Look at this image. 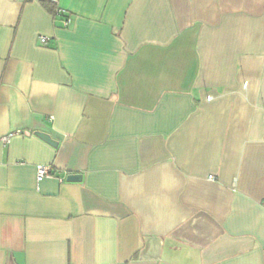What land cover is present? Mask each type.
Here are the masks:
<instances>
[{
    "label": "crops",
    "instance_id": "0c3cea01",
    "mask_svg": "<svg viewBox=\"0 0 264 264\" xmlns=\"http://www.w3.org/2000/svg\"><path fill=\"white\" fill-rule=\"evenodd\" d=\"M57 1L0 0V264H264V0Z\"/></svg>",
    "mask_w": 264,
    "mask_h": 264
},
{
    "label": "built area",
    "instance_id": "2783aa9c",
    "mask_svg": "<svg viewBox=\"0 0 264 264\" xmlns=\"http://www.w3.org/2000/svg\"><path fill=\"white\" fill-rule=\"evenodd\" d=\"M51 2L57 4L58 1L57 0H51ZM57 13H58V15H62L63 17H66L67 18V16H66L67 14H66L65 11H63L61 9H58ZM69 22H70L69 19H67L65 21V25L66 26L69 25ZM38 39H39V43L41 45L46 46L48 44L49 38H47L45 36H39ZM11 137H12V135L7 136V137H4L3 138V142L5 144H8L10 142V138ZM49 175H50V172H49V170L46 167H42V166L38 167V178L39 179H42L43 177H48ZM209 179L211 181H214L215 180L214 177H209Z\"/></svg>",
    "mask_w": 264,
    "mask_h": 264
},
{
    "label": "water",
    "instance_id": "95a60500",
    "mask_svg": "<svg viewBox=\"0 0 264 264\" xmlns=\"http://www.w3.org/2000/svg\"><path fill=\"white\" fill-rule=\"evenodd\" d=\"M41 139L44 141L48 142L51 145L56 146V143L53 141V139L46 134H37ZM68 183H78L82 181V176L81 175H69L66 179Z\"/></svg>",
    "mask_w": 264,
    "mask_h": 264
},
{
    "label": "trees",
    "instance_id": "16d2710c",
    "mask_svg": "<svg viewBox=\"0 0 264 264\" xmlns=\"http://www.w3.org/2000/svg\"><path fill=\"white\" fill-rule=\"evenodd\" d=\"M41 2L47 3V2H51V0H41Z\"/></svg>",
    "mask_w": 264,
    "mask_h": 264
}]
</instances>
